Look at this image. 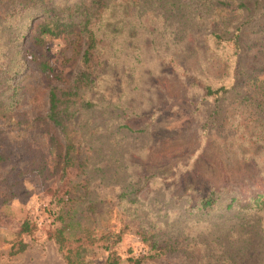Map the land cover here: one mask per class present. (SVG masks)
<instances>
[{"label": "trees", "instance_id": "16d2710c", "mask_svg": "<svg viewBox=\"0 0 264 264\" xmlns=\"http://www.w3.org/2000/svg\"><path fill=\"white\" fill-rule=\"evenodd\" d=\"M190 34L205 43L196 69L167 52L170 42L180 43ZM60 38L75 39L81 54L80 67L70 79L57 75L42 55L50 41ZM263 48L264 0H0V114L11 113L19 126L33 121L24 110L28 100L24 82L33 70L41 74L48 90V110L35 120L46 133L48 152L32 159L31 171L48 180L78 168L86 177V208L94 216L105 208L98 187L108 183L122 187L117 207L102 224L63 221L49 233L65 264H95L89 259L94 247L108 254L102 264H122L115 247L132 230L128 217L138 218L132 196L141 190L142 178L134 182L119 170L126 162L119 140L127 134L124 128L133 133L148 130L123 122L132 112L141 113L130 103L131 83H136L137 70L146 76L142 67L149 51L158 65L170 62L172 74L189 89L200 90L199 103L206 102L218 122L225 120L227 105L240 102L250 107L254 120L244 119L237 129H226L227 134L214 125L210 133L215 130L222 147L235 151L241 162L261 165L264 175V61L254 54ZM110 64L132 72L119 97L94 93L108 79L103 70ZM26 147H31L29 142ZM14 163V154L0 149V168ZM17 185L8 177L0 180V205L16 198ZM231 194L235 193L213 183L194 209L166 213L168 218L160 225L144 218L146 225L141 222L138 233L150 248L128 258L129 264L170 257H185L188 264H264V194L243 204ZM35 228L29 220L21 225L14 254L27 250L23 237Z\"/></svg>", "mask_w": 264, "mask_h": 264}, {"label": "rangeland", "instance_id": "374dc122", "mask_svg": "<svg viewBox=\"0 0 264 264\" xmlns=\"http://www.w3.org/2000/svg\"><path fill=\"white\" fill-rule=\"evenodd\" d=\"M74 42L75 39L60 38L50 41L42 50V55L63 79L72 78L80 67L81 54ZM146 42L150 43L148 39ZM170 43L172 45L167 52L176 55L180 63L194 69L200 65L198 62L204 56L205 43L196 34H190L180 43ZM254 52L264 61V48ZM147 59L142 67L146 76L137 70L134 76L136 83H131L133 95L130 103L138 106V109L133 108L138 112L141 110V113L136 115L130 111L132 114L123 125L135 130H148L133 133L124 128L127 134L120 136L119 140L126 158L119 170L127 172V178L134 182L142 178L138 185V190H141L132 196L134 214H139L138 218L128 217L132 230L115 247L122 257V264H129L128 258L144 255L150 248L138 233L144 218L165 221L168 218L166 213L182 214L187 209H194L198 198L213 183L231 190L235 194L229 196L241 199V204L249 202L253 196L264 194L261 165L241 162L235 151L222 147L215 130L210 133L214 125L223 127L222 134H227L226 129H237L244 119L253 116L250 107L240 102L227 105L225 120L218 122L217 116L213 118L208 113L207 103H199L202 98L200 90L196 86L189 89L177 75L172 74L170 62L158 65L157 57L150 51ZM124 67L108 65L103 70L108 79L103 80L94 93L111 92V97H119L132 73ZM24 84L28 91L24 110L33 121L19 126L11 113L0 114V149L13 153L16 162L5 169L0 168V180L8 177L11 183L19 182L15 187L18 190L16 198L7 205H0V264H65L63 252L49 233L60 227L63 221L92 225L96 220L102 224L104 218H109V212L117 207L122 187L115 183L98 187L105 208L94 216L87 211L83 189L86 177L78 168H70L64 176L48 180L31 171L34 168L32 159L48 152L46 133L35 120L46 114L49 99L38 71L33 70ZM134 86L139 90L135 91ZM26 142L30 143V148L26 147ZM96 183L93 182V188ZM119 209L122 210L121 207ZM26 220L35 223L36 228L32 234L23 237L29 244L27 250L14 254L20 240L17 233ZM89 256L95 264H102L108 254L103 248L94 247L90 249ZM144 264L188 263L185 257H170L148 259Z\"/></svg>", "mask_w": 264, "mask_h": 264}]
</instances>
